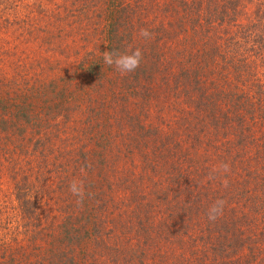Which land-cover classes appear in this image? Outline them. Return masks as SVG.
Segmentation results:
<instances>
[{
    "label": "rangeland",
    "instance_id": "374dc122",
    "mask_svg": "<svg viewBox=\"0 0 264 264\" xmlns=\"http://www.w3.org/2000/svg\"><path fill=\"white\" fill-rule=\"evenodd\" d=\"M27 1L0 31V264H217L224 220L199 213L197 166L216 182L232 173L210 153V163H175L180 152L163 144L181 141L176 104L154 81L136 96L133 74L104 64L106 50L140 47L138 24L120 16L128 2ZM225 189L218 197L236 201Z\"/></svg>",
    "mask_w": 264,
    "mask_h": 264
},
{
    "label": "trees",
    "instance_id": "16d2710c",
    "mask_svg": "<svg viewBox=\"0 0 264 264\" xmlns=\"http://www.w3.org/2000/svg\"><path fill=\"white\" fill-rule=\"evenodd\" d=\"M125 1L120 16L155 33L133 46L143 53L139 68L129 73L138 85L135 95L158 82L163 97L180 110L181 141L169 140L164 148L180 152L175 163H210V153L230 166L227 186L214 180L211 168L197 166L196 173L199 181L206 173L195 192L199 213L217 199L226 201L224 221L212 238L217 264H264V0ZM0 6L4 32L12 27L13 14L26 15L29 7L27 0H0ZM110 40L114 45L118 39ZM6 122L0 117V126ZM175 168L182 176L184 169ZM225 188L236 191V201L218 197Z\"/></svg>",
    "mask_w": 264,
    "mask_h": 264
},
{
    "label": "clouds",
    "instance_id": "9594fccd",
    "mask_svg": "<svg viewBox=\"0 0 264 264\" xmlns=\"http://www.w3.org/2000/svg\"><path fill=\"white\" fill-rule=\"evenodd\" d=\"M139 35L145 39H149L152 37V33H150L147 29H140ZM143 59V53L141 49L136 48L133 51H125L123 53L117 50H106L103 53V62L105 65L109 67H114L118 72L122 75H127L129 73L135 72ZM218 171H222L223 173L230 172V166L228 164H222ZM225 186H227V182L225 181ZM69 191L76 196L77 203L82 204L84 196H85V186L83 181H72L69 185ZM226 201L223 199H217L207 210V219L210 222H215L218 218L223 215L224 206Z\"/></svg>",
    "mask_w": 264,
    "mask_h": 264
}]
</instances>
